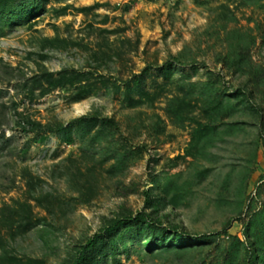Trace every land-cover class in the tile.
<instances>
[{
    "label": "rangeland",
    "instance_id": "1",
    "mask_svg": "<svg viewBox=\"0 0 264 264\" xmlns=\"http://www.w3.org/2000/svg\"><path fill=\"white\" fill-rule=\"evenodd\" d=\"M75 262L264 264V0H0V264Z\"/></svg>",
    "mask_w": 264,
    "mask_h": 264
},
{
    "label": "trees",
    "instance_id": "2",
    "mask_svg": "<svg viewBox=\"0 0 264 264\" xmlns=\"http://www.w3.org/2000/svg\"><path fill=\"white\" fill-rule=\"evenodd\" d=\"M102 123L104 125H106L107 127L111 128V129H115V130L118 129V124L115 121L111 120V119H106V118L102 119ZM58 130L62 131L63 127H60ZM30 131L31 132L37 131V125L36 124H32L30 126ZM49 131H53V130L49 129ZM134 221H142V222H145L147 224H152L153 223L152 220L150 219V217L146 213H140L137 218L129 217V218H126V219L113 221L103 231L105 233H113L116 230H118V229L122 228L123 226H125V225H127V224H129L131 222H134ZM96 245H97V238H93V239H91L88 242V244L82 250H83V252H86V251L96 247ZM74 264H79V263L75 262Z\"/></svg>",
    "mask_w": 264,
    "mask_h": 264
}]
</instances>
